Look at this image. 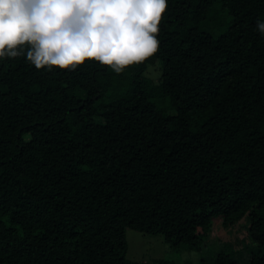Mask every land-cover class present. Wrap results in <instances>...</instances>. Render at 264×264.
<instances>
[{
    "label": "trees",
    "instance_id": "1",
    "mask_svg": "<svg viewBox=\"0 0 264 264\" xmlns=\"http://www.w3.org/2000/svg\"><path fill=\"white\" fill-rule=\"evenodd\" d=\"M258 19L264 0H168L158 51L123 73L0 60V264H142L127 229L200 252L241 223L243 261L198 264H264Z\"/></svg>",
    "mask_w": 264,
    "mask_h": 264
},
{
    "label": "clouds",
    "instance_id": "2",
    "mask_svg": "<svg viewBox=\"0 0 264 264\" xmlns=\"http://www.w3.org/2000/svg\"><path fill=\"white\" fill-rule=\"evenodd\" d=\"M167 7L168 0H0V60L26 56L48 70L94 61L120 74L158 51ZM256 29L264 35V20Z\"/></svg>",
    "mask_w": 264,
    "mask_h": 264
},
{
    "label": "rangeland",
    "instance_id": "3",
    "mask_svg": "<svg viewBox=\"0 0 264 264\" xmlns=\"http://www.w3.org/2000/svg\"><path fill=\"white\" fill-rule=\"evenodd\" d=\"M154 74L158 76L160 71L158 70V72H155ZM242 225L243 224L241 223L235 226L230 232L223 231L220 232V234H216L206 242L200 252H196L194 249L188 250L184 248L174 250L168 247L164 242L162 235L145 234L132 229H127L125 233L128 243L126 257L129 260L142 264H158L156 261L160 259H166L175 264H198V259L201 257L211 260L210 255L215 253L220 247H226L228 249H231L230 247H232L240 256H237V259L243 261V256L246 251L243 253L241 243L237 242L244 236V233H242Z\"/></svg>",
    "mask_w": 264,
    "mask_h": 264
}]
</instances>
